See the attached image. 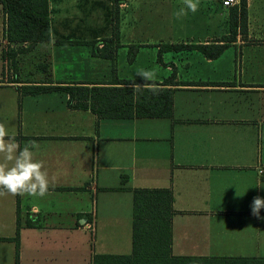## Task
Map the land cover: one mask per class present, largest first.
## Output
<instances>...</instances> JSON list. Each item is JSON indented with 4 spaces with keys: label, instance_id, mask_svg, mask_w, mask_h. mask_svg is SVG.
<instances>
[{
    "label": "crops",
    "instance_id": "crops-1",
    "mask_svg": "<svg viewBox=\"0 0 264 264\" xmlns=\"http://www.w3.org/2000/svg\"><path fill=\"white\" fill-rule=\"evenodd\" d=\"M221 1L200 0L195 14L177 20L182 0H48L49 39L16 53L12 69L8 54L27 43L7 40L0 2V123L21 147L38 146L32 151L50 178L42 198L0 197V264H92L95 254H130L133 191L144 188L172 191V255L229 251L215 245L229 240L234 253L264 257V219L250 207L264 198L255 126L264 102L257 96L256 115L248 102H231L234 93L264 92L257 58L246 53L264 46L261 9L246 0V33L237 30L216 58L160 51L222 43L231 7ZM112 37L113 59L92 54ZM140 68L155 69V83L173 91L169 116L99 118L70 107L62 91H22L49 72L53 84L110 85L140 80Z\"/></svg>",
    "mask_w": 264,
    "mask_h": 264
},
{
    "label": "trees",
    "instance_id": "trees-1",
    "mask_svg": "<svg viewBox=\"0 0 264 264\" xmlns=\"http://www.w3.org/2000/svg\"><path fill=\"white\" fill-rule=\"evenodd\" d=\"M6 14V37L11 43H27L17 51L8 54L15 66L18 52L31 49L37 42L47 41L50 33L48 0H0ZM246 0L239 6H232L229 12V34L222 43H197L163 45L160 51L197 50L205 57H218L235 40L237 30L246 33ZM114 38L118 28L114 27ZM101 49L93 47L92 54L113 59L116 48L112 38L101 39ZM69 43V40H58ZM117 46V44H114ZM135 49L128 53V60L134 57ZM15 73V71H14ZM13 81H18L13 77ZM165 81H169L166 79ZM115 84L77 82L53 84L50 72L40 84L22 87L25 94H40L62 91L68 95L67 104L76 109H89L99 118L125 117H167L171 113L172 90L160 87L158 94L147 90V82L121 79ZM143 84L141 93L135 94L132 85ZM173 195L169 188H144L133 191L132 202V251L130 254H95L92 264H264V257L245 256H174L171 252V220L175 213L172 207Z\"/></svg>",
    "mask_w": 264,
    "mask_h": 264
},
{
    "label": "clouds",
    "instance_id": "clouds-1",
    "mask_svg": "<svg viewBox=\"0 0 264 264\" xmlns=\"http://www.w3.org/2000/svg\"><path fill=\"white\" fill-rule=\"evenodd\" d=\"M200 0H182V6L173 12L175 19L186 17L189 13L195 14L199 10ZM136 75L141 81L147 82V90L154 95L160 92L155 69L140 68ZM134 93H141L143 84L132 85ZM34 143L25 144L23 147L17 142L15 135L10 134L5 124L0 123V197L5 195L44 197L50 186V178L45 168V162L35 158ZM258 173L264 176V168H258ZM251 215L256 219L260 210L264 208V198L254 197L251 203Z\"/></svg>",
    "mask_w": 264,
    "mask_h": 264
},
{
    "label": "rangeland",
    "instance_id": "rangeland-1",
    "mask_svg": "<svg viewBox=\"0 0 264 264\" xmlns=\"http://www.w3.org/2000/svg\"><path fill=\"white\" fill-rule=\"evenodd\" d=\"M255 6H259V8L261 9V15L264 18V0H255ZM247 52L255 55V57L257 58L255 60V62L258 64L259 69H261L260 71L263 72L261 77L264 78V46L258 47V48H248V49H246V53ZM12 68H13V65L11 66V64H10V69H12ZM237 68H239L238 65H237ZM259 77H260V73H259ZM257 96H259V100L262 99V101L264 102V92H261V93L260 92L259 93L258 92L234 93V94H232L231 102H240V101L243 103L248 102V105L250 108L248 111H251V109H252L254 114L256 115V111H257L256 106L258 105L257 104ZM262 119H263V122H261V121L255 122L256 123L255 124L256 130H257V132H256V148H257L258 154L260 155L262 153V156L264 157V114H263ZM217 214H220V213H217ZM235 216L237 217V215H235ZM215 245L219 246V247H227V249H229V251L223 250V249H220L217 247V249H215L214 251L201 253V254H205L202 256H243L240 252L234 253L236 250H234L233 248L236 247L237 243H233V242H230L229 240H227V241L217 242ZM198 248H200L201 250L198 252H195V253L201 252L204 249V245H201ZM227 252H229V253H227ZM215 253L217 255H213Z\"/></svg>",
    "mask_w": 264,
    "mask_h": 264
},
{
    "label": "built area",
    "instance_id": "built-area-1",
    "mask_svg": "<svg viewBox=\"0 0 264 264\" xmlns=\"http://www.w3.org/2000/svg\"><path fill=\"white\" fill-rule=\"evenodd\" d=\"M221 3L224 7L239 6L240 0H222Z\"/></svg>",
    "mask_w": 264,
    "mask_h": 264
}]
</instances>
